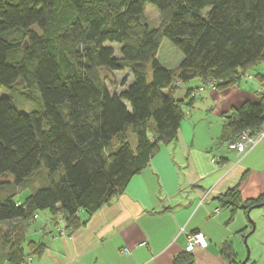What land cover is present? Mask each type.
Here are the masks:
<instances>
[{
	"label": "trees",
	"instance_id": "16d2710c",
	"mask_svg": "<svg viewBox=\"0 0 264 264\" xmlns=\"http://www.w3.org/2000/svg\"><path fill=\"white\" fill-rule=\"evenodd\" d=\"M146 5L158 12L156 28L144 19ZM163 39L182 55L176 70L157 59ZM106 45H118L119 56ZM262 61L264 0H0V89L20 84L40 100L20 113L10 97L0 98V224L19 221L2 239L1 260L21 264L43 250L24 240L33 216L48 212L68 232L82 225L79 212L90 215L122 194L176 139L179 85L197 79L215 81L216 90L233 87ZM123 71L130 83L111 90L103 74ZM263 125L259 97L230 112L219 141L231 146L243 130ZM39 172L41 187L18 202ZM217 201L244 212L264 203L243 201L238 186ZM220 252L235 264L230 242ZM173 264L194 261L182 252Z\"/></svg>",
	"mask_w": 264,
	"mask_h": 264
},
{
	"label": "crops",
	"instance_id": "0c3cea01",
	"mask_svg": "<svg viewBox=\"0 0 264 264\" xmlns=\"http://www.w3.org/2000/svg\"><path fill=\"white\" fill-rule=\"evenodd\" d=\"M191 83L179 86V98L174 95L183 101L176 139L160 147L122 194L90 215L79 212L82 225L64 235V221H54L48 212L25 224V243L43 245L40 254L27 257L29 264H173L184 252L186 235L196 231L208 241L205 249L189 253L196 263L203 257L208 264H229L220 252L225 242L231 243L236 260L242 259L247 212L221 208L217 197L238 186L243 201L264 199V139L243 156L219 140L232 110L259 101L257 86L240 82L198 91L202 82ZM187 91L194 92L193 99L186 97ZM217 208L219 214L208 218ZM261 208L249 212L258 227L249 233L256 234L253 264H264Z\"/></svg>",
	"mask_w": 264,
	"mask_h": 264
},
{
	"label": "rangeland",
	"instance_id": "374dc122",
	"mask_svg": "<svg viewBox=\"0 0 264 264\" xmlns=\"http://www.w3.org/2000/svg\"><path fill=\"white\" fill-rule=\"evenodd\" d=\"M144 19L148 23L149 27L151 28H156L160 23L158 12L155 9V7H153L152 5L145 6ZM106 46L111 47L114 50L116 57L119 56L118 47H117L118 45L117 46L116 45H106ZM157 59L164 68H167L170 70H176L178 65L182 61V55L179 51H177L173 47V45L167 39H163L161 42L158 54H157ZM247 74L251 75L253 77V80L247 81L245 78H242L241 84L244 85L245 82H250L252 85L257 86L258 85L257 82L259 83L260 81L256 78V76L260 75L264 77V61L260 62L259 64L251 68L250 71L247 72ZM103 76L106 79L107 86L111 90H115L116 92H121L124 89V87L121 85L123 81H125V84H126L125 86H127L131 81V77L128 71L105 72ZM191 82H188V83H191ZM175 93H176L175 94L176 98H179L182 95V91L180 90H177V92ZM2 97H10L13 100L14 107L20 113H30L31 111H34L33 109L38 108V104L40 103V100L38 99V92L36 91V89L25 88L21 86L20 84H17L12 89L1 88L0 98ZM190 97L194 98L191 96V94H190ZM197 100L198 98L196 97V101ZM126 106L128 107L127 104ZM226 122H227V118H226ZM129 139L133 142V137L131 135L129 136ZM41 172L45 173L42 170ZM41 174L42 173L40 172L36 174L35 178L31 179L30 180L31 182L28 185H26V187H24V190L19 191V193L16 196V200L18 202L22 201V199L26 197V195L29 194L30 188L41 187L40 183L43 180V177ZM258 210L263 212L264 207ZM45 213L41 212L40 215L45 214ZM253 217H255L254 213L252 215L249 213L247 214V216H245L247 227L249 226V228H247V230L244 232L243 240H241L242 259L240 261L235 260V264H241L246 259L248 252H249V257H248V262L246 264H253V257H254L255 251L253 252L252 248L254 247V244H255L254 241H255L256 234H253V235L249 234L251 232L250 229H252V227H254V231H255V228L257 227V225L254 222ZM12 230L13 229L10 227V225H8L7 227L0 228V262L2 263L4 262V260L2 261L1 257H3L4 254L7 252V249L4 250L2 247V239L6 238L7 236L8 238H10ZM245 238H246V244L243 243ZM194 264H208V261L205 258L201 257L197 263L194 260Z\"/></svg>",
	"mask_w": 264,
	"mask_h": 264
},
{
	"label": "built area",
	"instance_id": "2783aa9c",
	"mask_svg": "<svg viewBox=\"0 0 264 264\" xmlns=\"http://www.w3.org/2000/svg\"><path fill=\"white\" fill-rule=\"evenodd\" d=\"M247 81L253 80L251 75L245 74L243 76ZM215 89V81L208 80L204 85H202L198 91H203L204 89ZM257 95L263 99L264 101V81L259 82L256 88ZM194 97V92L191 94ZM264 139V125L261 126L257 131H252L251 129L243 130L237 139L231 144L230 148L232 151L236 153L237 156H243L250 152L261 140ZM220 209H214L212 212L207 213V217L211 218L219 214ZM38 219V216H33V220ZM66 232L62 231L61 235H64ZM208 246V241L205 235L199 231L189 233L186 235V246L184 248V252L192 253L195 249H205ZM123 252L127 253L126 249ZM30 259L28 258L26 261L21 264H29Z\"/></svg>",
	"mask_w": 264,
	"mask_h": 264
},
{
	"label": "water",
	"instance_id": "95a60500",
	"mask_svg": "<svg viewBox=\"0 0 264 264\" xmlns=\"http://www.w3.org/2000/svg\"><path fill=\"white\" fill-rule=\"evenodd\" d=\"M261 207H264V203H262V204H258V205H256V206L252 207L251 209H249V210L247 211V214H248L252 209H255V208H261ZM253 230H254V227H252V230H251V231H253ZM244 244H246V238L244 239ZM248 257H249V252L247 253V257H246V259H245L241 264H245V263L247 262V260H248Z\"/></svg>",
	"mask_w": 264,
	"mask_h": 264
}]
</instances>
